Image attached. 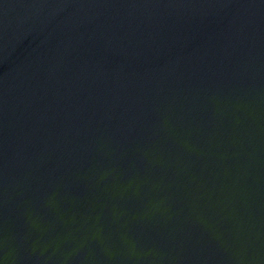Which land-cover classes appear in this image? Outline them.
<instances>
[{"label": "water", "instance_id": "95a60500", "mask_svg": "<svg viewBox=\"0 0 264 264\" xmlns=\"http://www.w3.org/2000/svg\"><path fill=\"white\" fill-rule=\"evenodd\" d=\"M0 264H264V0H0Z\"/></svg>", "mask_w": 264, "mask_h": 264}]
</instances>
